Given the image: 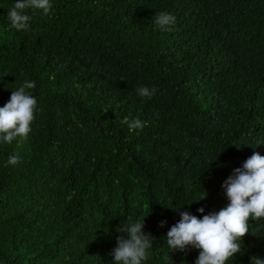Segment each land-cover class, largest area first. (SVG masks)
Listing matches in <instances>:
<instances>
[{
	"label": "trees",
	"instance_id": "trees-1",
	"mask_svg": "<svg viewBox=\"0 0 264 264\" xmlns=\"http://www.w3.org/2000/svg\"><path fill=\"white\" fill-rule=\"evenodd\" d=\"M15 2L0 0V107L27 80L37 110L26 140L0 142V264H114L129 218L153 237L143 264H195L167 232L226 207L223 183L264 156V0H50L26 31ZM253 256L264 219L226 264Z\"/></svg>",
	"mask_w": 264,
	"mask_h": 264
},
{
	"label": "clouds",
	"instance_id": "clouds-1",
	"mask_svg": "<svg viewBox=\"0 0 264 264\" xmlns=\"http://www.w3.org/2000/svg\"><path fill=\"white\" fill-rule=\"evenodd\" d=\"M51 8L50 0H16L7 11V19L13 29L26 31L31 20L27 14L29 9L48 15ZM175 19L167 12H159L154 15V24L161 31H170ZM35 87L34 81H24L11 90L9 101L0 107V142L10 145L17 138L20 141L27 139L37 110V100L28 90ZM136 91L140 97L151 99L157 90L142 86ZM124 123L130 131L146 126L139 118L125 119ZM18 162L19 157L13 155L7 164L15 166ZM222 187L229 203L218 213L203 215L204 209L199 208L200 219L188 212H180L181 219L167 232L170 252L183 253L189 248L199 250L195 264H226L240 254L243 238L249 234L250 219H264V156L254 152ZM144 221L145 218L134 222L129 218L128 223L118 227L117 231L122 235L110 253L114 264H143L149 258L153 237L144 233ZM251 264H264V259L253 256Z\"/></svg>",
	"mask_w": 264,
	"mask_h": 264
}]
</instances>
